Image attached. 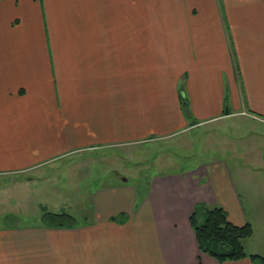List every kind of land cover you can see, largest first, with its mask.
Wrapping results in <instances>:
<instances>
[{
	"label": "crops",
	"instance_id": "crops-1",
	"mask_svg": "<svg viewBox=\"0 0 264 264\" xmlns=\"http://www.w3.org/2000/svg\"><path fill=\"white\" fill-rule=\"evenodd\" d=\"M236 116L249 122L222 121ZM198 128L235 130L224 153L244 163L212 157L144 188L109 164ZM95 171L109 175L71 181ZM0 180L21 203L77 195L57 210L70 226L38 209L6 223L14 188L0 186V264H252L202 252L189 216L264 222V0H0Z\"/></svg>",
	"mask_w": 264,
	"mask_h": 264
},
{
	"label": "rangeland",
	"instance_id": "rangeland-1",
	"mask_svg": "<svg viewBox=\"0 0 264 264\" xmlns=\"http://www.w3.org/2000/svg\"><path fill=\"white\" fill-rule=\"evenodd\" d=\"M223 123H244L249 122L248 120H245L241 116H236L234 118L225 119L222 120ZM206 131L205 128H198L195 129L187 134L176 136L172 139L167 140H159L156 142H150L146 141L144 143H138L134 145L129 150H124L125 154H129L132 151L135 154V157L130 158L129 160H124L122 163L121 160L119 161H113L109 162L112 166H115L118 171L124 172L125 177L129 178V181L132 183V185H137V183H142L143 188L145 187L146 181L150 179L149 177L152 176L154 173L157 172H170L174 170H182L186 169L191 166H195L198 163H201L202 161H209V159H212V157H218V158H224L230 166L233 167V165L238 166L241 163H244L241 159H236L233 157H230L229 155L225 154L224 152H229L230 149L233 150L232 147L239 146V142L235 139V142H232L228 137V134L226 133H234L235 130H219L218 131H210L211 134H214L213 136L207 137L204 135ZM254 138V137H253ZM225 150V151H224ZM121 151V150H120ZM120 151H116L119 152ZM123 152V151H122ZM60 164H63L60 163ZM107 174L108 173H102L95 171L93 172V177H83L80 176L78 178H71L72 182H82L84 185L86 183L89 184V181L92 182H102L103 178H99V175ZM131 174V175H130ZM65 178L60 177V173L56 175L55 179L57 183H55L56 187H64V189H67L69 185V178L67 179L68 182L66 185H61L59 182L63 181ZM112 179H109L111 181ZM250 182V179H248ZM0 186L8 187V191L13 190V185H5L3 180H0ZM106 184V182L104 183ZM16 185H21L20 183ZM40 186L47 187L51 186L49 184H40ZM249 188V187H248ZM138 189H141V187H138ZM21 191V193L26 194L27 189H18V192ZM15 188L12 193L11 197V203H7V212L13 213L12 215L6 217V223L13 222L16 223L19 220L22 221H29L33 222L36 219H32V213H34V210H43L41 211V216L47 212H56L59 213L57 210H63L68 209L74 210L76 206H73L72 203H70L71 199H75L77 195L72 194H66L62 193V191L58 190L55 194L51 193H42L36 196H33V198L29 199L28 202L21 203L22 201L19 199L18 196H16ZM6 193V192H5ZM1 196H5V194H2ZM11 196V195H10ZM31 196V195H30ZM94 197L96 195H93ZM88 197V196H87ZM96 203L98 202V199L100 200L101 197H95ZM12 201L14 202L12 204ZM244 201V199H243ZM80 203V202H78ZM245 205V202H243ZM93 205V204H92ZM71 206V207H70ZM254 208V207H253ZM252 208V209H253ZM258 208V207H257ZM1 210V208H0ZM92 210L91 207H89V201L87 200L86 205L83 207L84 212H88ZM248 210V209H247ZM262 211V210H261ZM60 213H63L60 211ZM79 211H77V214ZM264 213V210L262 211ZM70 214V213H69ZM254 232L249 238L251 241L250 245L253 247L258 254L263 255L264 254V222L260 220V218L256 219L252 223ZM248 245V248L249 246ZM259 250L260 252H258ZM262 252V253H261ZM264 256V255H263Z\"/></svg>",
	"mask_w": 264,
	"mask_h": 264
},
{
	"label": "trees",
	"instance_id": "trees-1",
	"mask_svg": "<svg viewBox=\"0 0 264 264\" xmlns=\"http://www.w3.org/2000/svg\"><path fill=\"white\" fill-rule=\"evenodd\" d=\"M181 100L183 109L190 115L186 99L182 96ZM42 220L50 226H70L75 221L69 213L50 211L42 215ZM189 220L196 235L197 245L202 252L220 262L249 257L252 264H264L263 255L250 254L245 248L244 240L254 232L250 222L236 224L229 219L223 207H208L204 204L195 206Z\"/></svg>",
	"mask_w": 264,
	"mask_h": 264
}]
</instances>
